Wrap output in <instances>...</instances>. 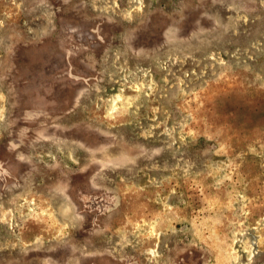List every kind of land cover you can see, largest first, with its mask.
<instances>
[{
	"label": "rangeland",
	"instance_id": "obj_1",
	"mask_svg": "<svg viewBox=\"0 0 264 264\" xmlns=\"http://www.w3.org/2000/svg\"><path fill=\"white\" fill-rule=\"evenodd\" d=\"M0 264H264V0H0Z\"/></svg>",
	"mask_w": 264,
	"mask_h": 264
},
{
	"label": "bare ground",
	"instance_id": "obj_2",
	"mask_svg": "<svg viewBox=\"0 0 264 264\" xmlns=\"http://www.w3.org/2000/svg\"><path fill=\"white\" fill-rule=\"evenodd\" d=\"M153 237V236H152Z\"/></svg>",
	"mask_w": 264,
	"mask_h": 264
}]
</instances>
